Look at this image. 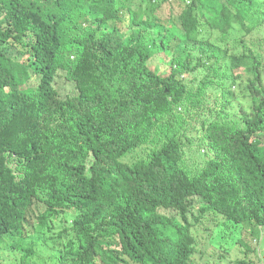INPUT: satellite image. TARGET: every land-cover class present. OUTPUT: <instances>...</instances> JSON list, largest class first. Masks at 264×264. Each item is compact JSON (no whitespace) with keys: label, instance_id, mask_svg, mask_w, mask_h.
Segmentation results:
<instances>
[{"label":"trees","instance_id":"1","mask_svg":"<svg viewBox=\"0 0 264 264\" xmlns=\"http://www.w3.org/2000/svg\"><path fill=\"white\" fill-rule=\"evenodd\" d=\"M260 2L0 0V249L20 264H193L210 214L260 240ZM155 57L167 76L151 69ZM241 83L250 106L231 114ZM183 110L214 113L202 119L213 157L198 175L182 166ZM237 243V264H254ZM221 251L214 264L228 258Z\"/></svg>","mask_w":264,"mask_h":264},{"label":"rangeland","instance_id":"2","mask_svg":"<svg viewBox=\"0 0 264 264\" xmlns=\"http://www.w3.org/2000/svg\"><path fill=\"white\" fill-rule=\"evenodd\" d=\"M264 5V3L260 2V6ZM174 11L178 14L177 7L174 6ZM261 12H264V8ZM159 16L160 13H157ZM264 20V15L260 22ZM258 34L256 36V42L258 45L259 50L264 55V23L262 22L260 26L257 27ZM243 38L242 34L235 28L232 34L229 36V42L233 53H239L241 50L244 49L241 39ZM157 57V56H156ZM154 58L151 61V69L162 71L164 76H167L169 67L168 60ZM166 70L167 73L164 71ZM58 77V83L56 87L61 89L63 93L62 96L66 95V90H69V86H67V81L64 78V73H60ZM195 75H190L187 78V81L194 78ZM39 77H35L34 80L38 81ZM31 81L30 88H36V82ZM235 93L240 97L236 104L229 109L231 114H239L244 108L248 109L250 106V101L245 99V96L242 94L245 91V84L241 83L234 88ZM73 93V88L69 92V96ZM220 92H218V96ZM188 109L190 107L188 106ZM181 114H185L187 117V125L188 131L187 136L188 138H184V162L183 165L192 175H198L201 173L207 165V162L212 159L213 154H210L206 149L204 143L200 138L203 137V123L202 119L206 116H210V119H213L214 113L213 112H206L202 111L197 113L194 110L191 111H180ZM212 115V116H211ZM187 128V126H186ZM184 128V133L186 131ZM192 140V144H188V140ZM147 152V151H145ZM145 152H140L139 154L144 155ZM39 212L43 211V206L38 208ZM57 221L63 222L62 218H59ZM32 222H34L32 220ZM35 223V222H34ZM223 219L220 216H215L210 214L201 224L200 226L195 229L196 231V241H197V254L194 256L193 264H202L203 257L206 256L210 259V262L214 264V261L219 259V255H223L225 251L228 253V258L222 261V264H237V261L243 260L245 258L244 251L245 248L241 247L237 240L238 238L243 236V241L248 243L249 247H251V253L248 256V259L251 260L254 264H261L260 256L264 257V230L263 234L261 235L260 240L256 241L254 239H250L247 241L244 236L245 232L243 231V235L237 231L230 228L223 229ZM25 233H30L31 228H25ZM223 239V240H222ZM11 249L9 245L2 246L0 249V264H20L21 254L17 251L15 255H11L8 251ZM35 253L37 255L43 256L46 260L49 257V252L46 246H41L35 249Z\"/></svg>","mask_w":264,"mask_h":264},{"label":"clouds","instance_id":"3","mask_svg":"<svg viewBox=\"0 0 264 264\" xmlns=\"http://www.w3.org/2000/svg\"><path fill=\"white\" fill-rule=\"evenodd\" d=\"M260 261H261V264H264V257L263 256H260Z\"/></svg>","mask_w":264,"mask_h":264}]
</instances>
